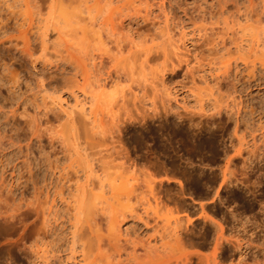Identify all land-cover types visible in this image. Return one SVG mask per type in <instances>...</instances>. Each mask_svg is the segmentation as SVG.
Segmentation results:
<instances>
[{
	"label": "bare ground",
	"instance_id": "bare-ground-1",
	"mask_svg": "<svg viewBox=\"0 0 264 264\" xmlns=\"http://www.w3.org/2000/svg\"><path fill=\"white\" fill-rule=\"evenodd\" d=\"M193 1V6L180 10L183 4L189 6L187 0H32L33 11L28 17L31 27L22 32L20 50L30 57L33 42L39 41L43 48L54 47L62 52L56 64L48 59L36 61L42 65L39 71L42 79L33 88L38 95L54 88V100L64 112L55 118L66 116L69 124L67 130L60 129L50 137L52 148L58 146L62 157L56 155L54 149L46 156L45 183L35 188L38 190L34 208L36 218L40 217L42 205L51 196V177L60 173L58 178L62 185L57 191L65 199L71 222L69 241L74 261L70 264H204L205 261H212L207 264H264V196L258 193L259 197L253 193L254 197L251 196L257 203L256 211L262 215L258 218L253 211H238L236 197L232 194L225 202L224 226L207 215L203 204V213L199 216L204 220L202 226L186 216L166 219L162 214L165 207L158 198L154 199L152 213H139L126 204L137 196L138 178L129 173V165L119 160L123 152L118 151L114 134L105 127L109 104L125 103L129 94L138 95L156 81L163 84L159 73H152L151 80L146 77L151 61L159 55L179 63H193L191 68L198 78L192 75V93L202 108L207 105L204 94L208 90H218L230 82L232 63L224 61V66L220 65V58L223 53L232 51L229 28L231 22L240 20L236 19L239 15H235L238 0ZM249 12L245 14L242 28H261L263 16ZM221 15H224V40L218 39L214 27L209 25L210 19ZM186 19L195 25L192 49H188L183 40L184 29L175 30V26ZM261 31L264 29L258 34ZM257 37L259 40V35ZM259 45L253 44L252 50L256 52ZM242 48L241 42L236 41L235 50ZM261 62L264 69V57ZM242 63L246 67L256 65L254 60ZM47 69L51 72L49 75L45 73ZM123 78L132 80L133 90L128 93L123 89L112 98L108 88L116 86ZM167 91L168 100H173L171 92ZM65 95L70 96L73 103ZM63 101L68 109L62 107ZM109 139L111 147L101 148ZM252 156L257 157L254 148L247 150L238 167L243 180L238 171L230 169L225 170L224 177L235 181L236 186L244 180L250 181L254 174L253 185L250 183L253 192L257 189L262 195L264 170L248 166ZM63 159L69 162L66 164ZM161 180L160 185L150 182V190L155 193L156 184L160 187ZM188 246L199 248L178 257V251ZM210 246L212 253H204Z\"/></svg>",
	"mask_w": 264,
	"mask_h": 264
},
{
	"label": "rangeland",
	"instance_id": "rangeland-1",
	"mask_svg": "<svg viewBox=\"0 0 264 264\" xmlns=\"http://www.w3.org/2000/svg\"><path fill=\"white\" fill-rule=\"evenodd\" d=\"M187 2L189 6L183 4L180 10L194 4L193 0ZM238 3L236 9H239L234 11L239 15L236 19L240 20L231 22L229 28L232 51L223 53L220 58V65L224 66V61L232 63L230 82L204 94L206 107L198 106L192 93V75L197 76L191 68L193 63L171 61L163 55L154 58L146 70L150 80L152 73H159L163 84L156 81L138 95L129 94L125 103L112 102L107 107L105 127L114 134L117 150L123 152L119 160L130 166L129 173L137 176L140 184L137 196L126 204L139 213H152L154 199L158 198L165 207L162 214L166 219L186 216L202 226L204 220L199 216L204 206L207 215L224 226L225 202L233 194L238 211H253L258 218L262 216L256 211L257 203L251 199L252 193L264 196L257 189L253 192L255 175L251 174L253 178L248 183L244 180L236 186L235 181L224 177L227 169L239 173L238 167L250 148L256 150L257 157L252 156L248 166L264 170V69L261 62L264 32L258 34L264 29V0H238ZM32 11V0H0V264H70L74 261L69 241L71 222L65 199L57 191L62 185L58 178L60 173L50 178L51 196L42 203L40 217L36 218L34 208L38 190L35 188L45 183L46 156L54 149L56 155L62 157L58 146L52 148L50 137L60 129L67 130L69 124L66 116L55 118L64 112L54 100V88L43 90L39 95L33 88L42 79L39 72L42 65L36 61L48 59L56 64L62 52L54 47L43 48L39 41L33 42L30 57L20 50L22 32L31 27L28 17ZM248 11L263 16L261 28H242ZM44 12L45 18L46 9ZM42 24L44 27V19ZM209 25L214 27L216 37L224 40V15L210 19ZM194 26L189 19L175 26V30L186 32L183 40L188 49H192ZM257 35L259 40H256ZM236 41L243 45L241 51L235 50ZM257 43L260 45L255 52L252 47ZM244 60H254L255 67H246ZM45 73L51 72L47 69ZM123 89L128 93L133 90L132 80L121 79L119 84L108 88V94L114 98ZM167 90L173 100H168ZM67 100L73 103L70 96ZM62 105L67 107L65 101ZM111 142L110 139L104 141L101 148L111 147ZM67 160H64L66 164ZM238 176L243 180L241 171ZM160 180L164 187L160 186L161 190ZM150 182L159 183L155 193L150 190ZM168 195L174 200L170 197L171 201L167 200ZM43 196L41 199L45 200ZM193 247L180 249L177 256L183 257L188 250L199 248ZM212 251L210 246L204 253ZM222 261L224 263V259ZM207 263L212 261L204 264Z\"/></svg>",
	"mask_w": 264,
	"mask_h": 264
}]
</instances>
